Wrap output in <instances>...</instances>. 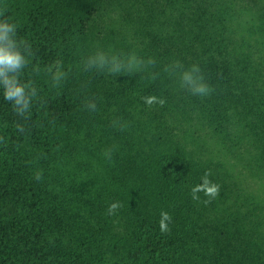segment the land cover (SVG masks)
I'll return each mask as SVG.
<instances>
[{
  "label": "trees",
  "instance_id": "1",
  "mask_svg": "<svg viewBox=\"0 0 264 264\" xmlns=\"http://www.w3.org/2000/svg\"><path fill=\"white\" fill-rule=\"evenodd\" d=\"M0 22L36 92L0 94V264H264V0H0Z\"/></svg>",
  "mask_w": 264,
  "mask_h": 264
},
{
  "label": "clouds",
  "instance_id": "2",
  "mask_svg": "<svg viewBox=\"0 0 264 264\" xmlns=\"http://www.w3.org/2000/svg\"><path fill=\"white\" fill-rule=\"evenodd\" d=\"M16 25L10 22H0V94L6 101L12 102L13 106L20 113L26 112L31 103V97L36 95L35 89L27 90V85L21 84L17 79L20 71L25 67L27 61L22 54L20 47L15 40ZM98 66L103 67L108 61L101 54L98 58ZM135 61V58H132ZM114 70L118 71L119 66L113 60ZM97 60L89 61L88 66H94ZM200 69L193 65L190 70L183 71L180 74L182 85L193 94L198 96L207 95L210 92L208 86L203 83V78L199 75ZM58 80L59 77H56ZM153 98H149L147 103H152ZM94 108V105H89ZM117 207L111 205L110 211ZM170 216L167 213H161L160 229L168 230Z\"/></svg>",
  "mask_w": 264,
  "mask_h": 264
},
{
  "label": "rangeland",
  "instance_id": "3",
  "mask_svg": "<svg viewBox=\"0 0 264 264\" xmlns=\"http://www.w3.org/2000/svg\"><path fill=\"white\" fill-rule=\"evenodd\" d=\"M256 183H258V182H256Z\"/></svg>",
  "mask_w": 264,
  "mask_h": 264
}]
</instances>
